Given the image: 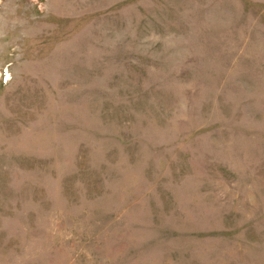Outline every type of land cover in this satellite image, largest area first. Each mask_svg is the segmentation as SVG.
Listing matches in <instances>:
<instances>
[{"label":"rangeland","instance_id":"obj_1","mask_svg":"<svg viewBox=\"0 0 264 264\" xmlns=\"http://www.w3.org/2000/svg\"><path fill=\"white\" fill-rule=\"evenodd\" d=\"M0 264H264V0H0Z\"/></svg>","mask_w":264,"mask_h":264}]
</instances>
